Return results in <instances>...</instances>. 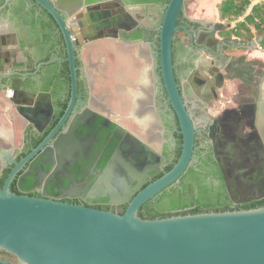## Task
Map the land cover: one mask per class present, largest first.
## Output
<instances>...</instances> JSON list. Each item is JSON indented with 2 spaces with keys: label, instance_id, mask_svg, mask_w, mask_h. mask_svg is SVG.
I'll return each instance as SVG.
<instances>
[{
  "label": "flooded vegetation",
  "instance_id": "1",
  "mask_svg": "<svg viewBox=\"0 0 264 264\" xmlns=\"http://www.w3.org/2000/svg\"><path fill=\"white\" fill-rule=\"evenodd\" d=\"M52 1L76 38L74 96L65 42L51 15L33 0H0V33L8 35L0 45V94L21 124L11 158L18 163L41 145L9 188L122 214L181 153L178 119L160 78L158 38L152 36L167 1ZM200 21L183 11L177 25L196 33L203 28ZM226 29L217 34L218 51L222 40L238 46ZM230 48L223 46L228 65L196 46L184 30L175 34L173 71L193 123V160L146 201L154 208L168 195H179L192 175L232 210L264 205V141L255 121L264 62L248 59L246 50L228 55ZM145 66L149 80L143 89L138 78ZM226 81L235 85L232 95L223 90ZM135 90L145 95L140 112L153 118L148 128L134 115ZM9 141L0 128V144ZM13 167L0 169V188Z\"/></svg>",
  "mask_w": 264,
  "mask_h": 264
},
{
  "label": "water",
  "instance_id": "2",
  "mask_svg": "<svg viewBox=\"0 0 264 264\" xmlns=\"http://www.w3.org/2000/svg\"><path fill=\"white\" fill-rule=\"evenodd\" d=\"M33 1L51 15L62 33L74 96L77 78L74 54L76 38L70 23L65 21L52 0ZM185 2L189 3V0H169L159 20L153 24L152 31V36L158 38L160 78L178 119L182 138L177 162L139 191L130 200L126 210L118 214L44 196L12 192L9 186L19 168L41 145L18 163L11 158V147L0 148V169L7 163L14 164L0 188V250L13 255L18 264H264V205L156 219L138 216L139 207L176 181L193 160V123L182 101L173 71L172 43L175 34L180 29L184 30L196 46L228 65L231 61L230 58H223V46L255 50L262 40V36H256L252 40L242 41V45L238 46L227 45L222 40L218 51L220 39L217 34L228 28L226 24L222 21L201 20L203 28L196 33L177 25L179 15L185 10ZM7 36L5 31L0 33V45L8 43ZM235 41L238 43L240 40ZM228 53L230 55V49ZM50 61L53 59L47 62ZM141 71L138 84L144 89L149 80L147 67ZM259 77V86L255 91V121L264 141V72ZM223 90L232 95L234 83L226 81ZM133 95L134 115L148 128L153 124V118L149 112L141 113L139 110L145 95L139 94L138 90ZM15 119L18 128L16 144L21 135V124L17 115ZM227 153L230 154V151ZM215 157L219 160L217 153ZM0 264L13 262L0 258Z\"/></svg>",
  "mask_w": 264,
  "mask_h": 264
},
{
  "label": "trees",
  "instance_id": "3",
  "mask_svg": "<svg viewBox=\"0 0 264 264\" xmlns=\"http://www.w3.org/2000/svg\"><path fill=\"white\" fill-rule=\"evenodd\" d=\"M252 1L221 0L216 6L218 18L225 22L228 27L227 32L233 35L236 40L241 36L244 37V41L262 36L259 44L264 47V0L251 5ZM231 22H235V24L230 26ZM195 185L196 192H194ZM182 187V192L179 195H168L166 199L160 201L157 208H154V204L146 202L140 207L138 216L142 219H156L185 214L232 211L231 208L222 204L221 196L212 194L206 185L202 184L201 179L195 175H192L191 183L182 182ZM12 192L19 194L16 191ZM244 209L250 208L244 207ZM0 258L11 261V258L15 257L0 250Z\"/></svg>",
  "mask_w": 264,
  "mask_h": 264
},
{
  "label": "rangeland",
  "instance_id": "4",
  "mask_svg": "<svg viewBox=\"0 0 264 264\" xmlns=\"http://www.w3.org/2000/svg\"><path fill=\"white\" fill-rule=\"evenodd\" d=\"M203 0H200V2L202 3ZM210 3L212 4V0H205L204 3L199 4L198 0H189L188 2H185V13H187L189 16H195L194 14V10L195 11H204L205 9H210ZM204 8V10H203ZM206 11V10H205ZM213 11L215 12V6L213 7ZM206 15V14H205ZM231 26L232 24L234 25V23H230ZM245 34V33H244ZM238 40H240L237 45H242V41H244V37L241 36L238 38ZM263 49L264 47L261 46ZM242 51L245 50H240L238 48H230V55H237L242 53ZM244 53H248L251 54V50H247ZM4 105L1 109V113H0V128L2 129L3 132H5L9 137H10V141L9 143H2L0 144V148H6V147H12V144H15L16 142V137H17V132H18V128L13 120L12 116V112H11V104L3 97L0 95V106ZM11 261L13 262V264H17L18 262L16 261L15 258H11Z\"/></svg>",
  "mask_w": 264,
  "mask_h": 264
},
{
  "label": "crops",
  "instance_id": "5",
  "mask_svg": "<svg viewBox=\"0 0 264 264\" xmlns=\"http://www.w3.org/2000/svg\"><path fill=\"white\" fill-rule=\"evenodd\" d=\"M199 1V4L202 5V3L205 2V0L202 1V3ZM221 0H212V4L210 3V9H205L203 8V12L202 11H195L194 10V14L195 16H190L192 18H196V19H200V20H205V21H212V20H215V21H220L219 18H218V13H217V4L220 2ZM260 0H253L251 5L255 4L256 2H258ZM215 6V12L213 11V7ZM206 14V15H205ZM223 22V21H222ZM225 23V22H224ZM231 23H234V22H231ZM231 26V24H230ZM233 26V24H232ZM252 32H254V30H252ZM251 54L248 53H245L248 57V59H251V60H261L264 62V49L261 47V45L258 46L257 49L255 50H251ZM238 55V54H237ZM2 96V95H1ZM4 105L0 106V107H3ZM2 108H0V111H1ZM1 113V112H0Z\"/></svg>",
  "mask_w": 264,
  "mask_h": 264
}]
</instances>
